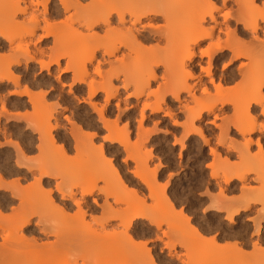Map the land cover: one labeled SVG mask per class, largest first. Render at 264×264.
<instances>
[{
	"label": "snow or ice",
	"instance_id": "obj_1",
	"mask_svg": "<svg viewBox=\"0 0 264 264\" xmlns=\"http://www.w3.org/2000/svg\"><path fill=\"white\" fill-rule=\"evenodd\" d=\"M99 2L113 9L141 8L149 10V13L142 16L138 22L127 11L124 13V24L129 29V36H134L141 28V25H145V36H147L148 31L159 33L161 36L160 47L170 50L171 56L168 64L162 65L159 69L163 75L159 76L157 81L150 84L142 93L137 92V85L135 84L121 83L124 80V74L121 71L119 75L112 78L116 85L114 94L101 91V95L96 97L97 100L103 99V104L100 107L95 104L92 105L89 110L90 119L83 117L85 110L83 108L80 109L81 119L79 123L83 124V128L80 129L79 138H93L91 141L93 144L92 159L89 163L87 174L94 178L95 187L89 191L86 182L82 178L73 177V187L69 189L73 193L71 198L74 203V208L70 210L71 212L79 208L85 199L89 203H95L96 200H99L105 206L106 212L110 209L121 212L126 211L124 202L116 197L109 195L107 199H104L102 196H96L97 192H104L107 186L105 166L107 165V168L114 170L119 165V157L115 158V165L105 156H101L99 159L96 158L104 148L102 141H109L110 139L109 131L111 126L114 124L119 127L122 124L121 114L127 111L124 103L117 102L118 100L135 104L136 98L139 96L140 103L143 104V110L137 107L136 111L141 122L143 118L155 110L159 112V115L154 117L155 119L159 120L163 116L166 118L165 123L172 121L176 124L177 129H185L190 122L186 117L189 116L192 109L198 107L201 101H215L218 105V98L224 92L237 91L242 88L246 93L255 91V75L251 71L252 66L249 60L246 57L235 55L234 52L238 45L252 44L257 41L260 55V100H252L248 106L252 112L259 113V119L252 118V142L253 145H257L256 134H259L258 147L260 153L264 154V112H260L259 108L255 107L257 103H259L260 107H264V0H99ZM80 4L83 8L92 6L91 0H80ZM116 15V12L112 13V24L116 23ZM177 15H179L182 22V28L177 33L179 45L173 49V36L170 28L174 17ZM64 22L62 19H57L56 24L62 25ZM133 24L135 27H133ZM237 25L242 26L244 31L239 33L234 43L232 40V29ZM79 27L80 31L83 32V26ZM108 30L107 25L100 23L96 26L95 33L103 41ZM140 39L145 40V44L149 43L145 37ZM12 43L14 46H22L23 38L14 40ZM16 50L19 51V48H16ZM101 52H104L103 47L97 49V56ZM230 53H232L231 58ZM104 55L107 56V52H104ZM129 55V48L121 45L114 54L111 68L107 62L102 66L96 65L94 62L88 65L85 62L87 75L84 79L79 80L78 83L89 87L100 83L104 79L105 72H110L113 69L120 70L121 59L127 63ZM37 62L43 65L40 57H37ZM69 63L70 60L67 56L59 61L61 72L67 74L63 79L59 74L52 79L50 78L52 73L49 72L41 77L40 81L34 83L31 80V73H28L25 75L24 81H21L13 92H7L3 86H0V93H3V99L0 100V126L4 122L11 123L15 120H24V116L12 109L14 101L8 99V97H15L16 95L26 97L30 95L29 87L35 88L38 85L41 89L49 91L52 89H55V92L63 91L65 94L63 103L66 107L60 111L58 118L65 122V130L70 128L73 125V120L69 119L70 110L76 111V104L73 102L70 85H75L77 79L75 75L76 69L66 66ZM55 64L56 61H53L51 65L52 72L56 70ZM166 66L175 67L176 79L174 83L178 82L183 85L177 101L179 108L177 104H172L173 111H166L163 107L159 109L153 107L158 92L169 97V103L172 102V92L167 91L163 87H158V85H163L167 80ZM37 75H39V72H37ZM65 81L68 82L65 83ZM9 87H11V84H9ZM144 97H148V103L144 102ZM48 99L52 100L53 97L48 96ZM185 100H187V105L184 104ZM79 103L87 104L88 100H81ZM105 106H110L108 112H105ZM9 109L12 110L9 111ZM59 109L60 106L56 105L54 110ZM116 109L120 110V114L115 111ZM226 111L230 114L232 113L231 108L226 109ZM93 112L96 114L92 115L91 113ZM128 115L131 116L132 113L129 112ZM213 115H215V112H213ZM55 119L52 116H48L39 128L32 123L27 124L28 131L36 132L40 138L41 147H43L46 138L58 139V133L55 132V128L59 126L55 124ZM210 123L214 126L210 132H206L205 135L197 131L195 135L200 137L199 143L207 146L205 147V152L211 150V155L215 156L216 146L220 145L224 139L225 130L235 135L239 129L231 123L228 117H224V122L222 123L221 115H215L214 119L210 118ZM24 127V124L20 125L21 134H23ZM101 129H103L102 132L100 131ZM98 132L100 133V138L95 139ZM189 134L185 131V136ZM177 136L180 137L179 131H177ZM247 136L248 132L243 133L242 139L246 141ZM76 139L77 137L74 136V142ZM130 139L138 143V133L133 131L130 134ZM6 140V137L0 136V143ZM26 141L27 137L25 141H22L25 144V150ZM174 143L176 147L168 154L166 162L169 164V171L172 173V176H169L168 179L172 180L173 187H176L173 178L185 167L184 162L187 153L181 151L183 138H177ZM77 152L78 146L75 150L70 149L65 155L74 158ZM256 152L257 147H251L250 152H248L249 157L251 158L252 154ZM232 159L237 160V157L233 156ZM124 163L129 164L131 167L133 164L132 158L126 155ZM20 167L27 166L21 164ZM192 167L194 168L195 164ZM206 167L209 171L204 173V177L212 174L214 165L209 161ZM29 170L33 171L37 177V179L32 180V183L38 184L40 173L34 167ZM13 175H16V173H13ZM204 177L196 173L194 176H189L187 182L182 183L183 192L177 188L176 197L180 198L181 201H189V209L195 210L194 213L189 211L185 216V219L188 220L187 231L177 230L173 232L170 230L169 226L172 223V219H161V212L156 207L154 195L146 194L142 201V211L134 217V219L143 223H138L137 230L132 233L121 229L123 236L119 241L118 250L126 259L97 262V264H176L175 261H169L163 257L152 259L153 245L167 250L171 247L172 242L175 241L177 243V251H181L193 233L200 236L202 240L210 242L216 250H235L249 258L259 257L258 260L248 259L243 264H264V196L259 200H249L246 203L237 199L224 200L219 198V189H213L211 192L204 191L207 183ZM7 179L11 182V177H7ZM56 179L60 180V177L57 176ZM181 180L183 181V176H181ZM30 186L24 184L21 187L28 188ZM163 187L167 189V183ZM52 191L54 193L60 192L61 185L58 184ZM167 195L171 196L172 193L169 191ZM94 196L95 199H91ZM176 197L173 199L175 200ZM169 204L171 205L172 202L169 201ZM171 211L178 214L185 213V209L181 208L180 203H175ZM241 213L246 214V216L241 215ZM192 216H194V219L190 218ZM246 218L248 222L241 226L240 220ZM92 223H95V219H93ZM254 224H257L261 229L258 247L254 242L257 236V232L253 228ZM234 233L238 234L234 235ZM249 234H251L252 240L248 239ZM217 237H222V239H217ZM165 255H167V252H165ZM0 264H13V262L0 261ZM14 264H29V262L17 261ZM193 264H241V262L232 260L195 261Z\"/></svg>",
	"mask_w": 264,
	"mask_h": 264
},
{
	"label": "rangeland",
	"instance_id": "obj_2",
	"mask_svg": "<svg viewBox=\"0 0 264 264\" xmlns=\"http://www.w3.org/2000/svg\"><path fill=\"white\" fill-rule=\"evenodd\" d=\"M72 14V13H71ZM56 20V19H55ZM54 20V21H55ZM57 21V20H56ZM55 21V22H56ZM75 26L76 25H74V28H72V30L73 29H78L77 27L75 28ZM66 29H69V31L71 30L70 28H65L64 30H66ZM80 30V29H79ZM69 31H64V33H66L67 32V34H68V32ZM75 31V30H74ZM76 32H77V30H76ZM69 32V36H70V33H72L71 34V36L70 37H73L72 35H74V34H76V35H78L77 37L80 39L81 37H85V33H83V35L84 36H82V34L81 35H79L80 33H81V31H80V33L79 32ZM62 33V35H61V37L63 36V32H61ZM39 34H40V32H39ZM64 35H66V34H64ZM76 35H75V38H77L76 37ZM98 35V34H97ZM59 36H60V34H59ZM68 36V37H69ZM81 36V37H80ZM60 37V38H61ZM64 38V37H63ZM74 38V37H73ZM77 38V39H78ZM99 38V37H98ZM106 38V37H105ZM110 39H112L111 37H109ZM65 39V38H64ZM82 39H84V38H82ZM85 40V39H84ZM83 40V41H84ZM99 40V39H98ZM101 40V39H100ZM98 41V42H100L99 44L100 45H97V48H101L102 46H103V48H108L109 46H107V44H109L111 41L110 40H108V39H104V41ZM107 40L108 41H110L109 43L107 42ZM77 41V40H76ZM86 41V40H85ZM88 41V40H87ZM64 42H66V41H64ZM71 42V41H70ZM77 42H81V44H82V41H81V39H80V41H77ZM77 42H75L74 41V43H76L77 44ZM94 42L96 43V41H95V39H94ZM94 42H92V43H94ZM156 42H158V43H156ZM52 43V39H51V37L50 38H48L47 40H46V42H44L43 44H39V45H37V47L39 48V49H41V50H43L44 49V51H46L45 53L46 54H48L49 56H50V58H49V56H47V55H45V56H43L42 58H41V60L43 61V63H47V62H49L48 60H51V58L53 59V58H55V57H57L58 56V54L60 53V54H62V53H64V54H67L66 56L67 57H69V60L70 61H72V62H70V64H72V65H74L73 63H78V64H76V65H80L79 63H81V62H83L82 60H84L83 59V56H81V54L83 55V50L82 49H78L79 48V46L77 47L76 46V44H75V46H76V48H74L73 49V52H72V49H71V45H70V48H69V46H68V44H67V46L68 47H65V49H64V47H62V49H63V51L61 50V48H59L60 50H58V48H56V49H54L51 53L48 51L50 48H51V44ZM89 43H91V41L89 42ZM91 43V46L92 45H95V46H92V47H95L96 48V44H92ZM83 45H85V44H83ZM7 46H9L8 44H6V48H4L3 50H1L0 51V55L1 56H3V55H5V53H7L8 52V48H7ZM82 46V45H81ZM81 46H80V48H81ZM86 46V45H85ZM90 46V44H88V47L90 48L91 47ZM99 46H101V47H99ZM104 46H107V47H104ZM145 49H148V50H145L144 48H143V51L142 52H149V50H150V52H156V53H154V55L153 54H151L150 52H149V54L150 55H153V56H155L156 54V60L158 59V61L160 62V63H162L163 65H167L168 63H167V61L169 62V60H168V58H167V55H170L171 56V51L169 52V50H166L168 53H166V51H165V49H157L158 50V52H157V50H156V48L157 47H160V42L159 41H150L149 43H147V44H143L142 45ZM176 46V45H175ZM174 44H173V49H174ZM10 47V46H9ZM154 47H155V50H153L154 49ZM66 48H68V49H66ZM82 48H84V46L82 47ZM85 48H87V47H85ZM96 48V49H97ZM176 48V47H175ZM32 49V48H31ZM75 49L77 50V51H75ZM94 49V48H93ZM137 49H140V48H137ZM136 49V52L135 53H137L138 52V50ZM6 50H7V52H6ZM24 50V49H23ZM22 50V51H23ZM79 50V51H78ZM83 52H82V51ZM85 50V49H84ZM145 50V51H144ZM163 50V51H162ZM29 51V50H28ZM88 51V50H87ZM90 51V50H89ZM141 51V49L139 50V54L141 53L140 52ZM160 51V52H159ZM24 52V51H23ZM48 52V53H47ZM80 52H81V54H80ZM86 52V51H85ZM21 53V52H20ZM19 53V54H20ZM51 55H50V54ZM79 55H78V54ZM86 53H88V52H86ZM166 54V55H164V54ZM3 54V55H2ZM89 54V53H88ZM88 54H84L85 56L86 55H88ZM138 54V53H137ZM143 53H141V55H142ZM147 54V53H146ZM21 55V54H20ZM135 54L133 53H131L129 56L130 57H128V60H127V62L128 63H126V65H124L125 63H124V60L123 59H121L122 61L120 62V63H124V64H121V67L122 68H124V66H128V70H129V72L131 73H133V70H135V71H137L138 72V75H139V72H140V70H142V69H140L139 71H138V69L136 70L134 67H135V65L136 64H138L137 62H141L140 60L139 61H137L138 60V56H136V59H135V56H134ZM23 56V55H22ZM59 56H61V55H59ZM62 56H64L65 57V55H63L62 54ZM133 56V57H132ZM162 56V57H161ZM170 56H168V57H170ZM24 57V56H23ZM88 57V56H87ZM87 57H85V59L87 58ZM132 57V58H131ZM142 57H145V56H142ZM150 57V56H149ZM161 57V58H160ZM165 57V58H164ZM98 60H101L100 58H101V56H100V54H99V56H97L96 57ZM130 58V59H129ZM139 58H140V56H139ZM147 58H148V56H147ZM151 58H152V56H151ZM164 58V59H163ZM141 59H143V58H141ZM170 59V58H169ZM9 60V59H8ZM73 60H74V62H73ZM112 58H110V61L112 62ZM144 60H145V58H144ZM153 60V59H152ZM152 60L150 59V61L152 62ZM166 60V62L164 63V61ZM6 61V60H5ZM45 61V62H44ZM147 61V60H146ZM157 61V62H158ZM163 61V62H162ZM3 62H4V60H3ZM2 62V63H3ZM23 62V61H22ZM21 62V65L17 68V72H21V71H23V69H25V66L26 65H24V63H22ZM85 62H87V60H85ZM85 62H83V63H85ZM111 62H109V63H107L108 64V66L110 67L111 65H112V63ZM149 62V61H148ZM6 63H8L7 61L5 62V63H3V65H5ZM93 63V62H92ZM91 63V64H92ZM94 63H96V62H94ZM111 63V64H110ZM104 64V63H103ZM102 63H101V65H99V66H102L103 65ZM141 64V63H140ZM143 64H145L144 62L142 63V65ZM28 65L32 68V71H31V68L30 67H28ZM88 65H90V64H88ZM139 65V64H138ZM142 65H141V67H142ZM147 65V64H146ZM146 65H144V66H146ZM150 64H148L147 65V67L149 66ZM67 66V65H66ZM68 66H70L69 64H68ZM81 66H85V64L84 65H81ZM81 66H73V67H77V72L76 73H79V71L80 70H82L81 68H79V67H81ZM151 66V65H150ZM149 66V67H150ZM162 65L160 64L159 65V67H157V68H155L154 69V74H155V80L154 81H152L151 82V84L152 83H155L156 81H157V78L159 77V76H162L163 75V73H161L160 71H159V69H160V67H161ZM112 67V66H111ZM110 67V68H111ZM136 67H137V65H136ZM140 67V66H139ZM171 68H173L172 66H170ZM169 67V68H170ZM26 68L27 69H29V71L30 72H27V74L28 73H31V80L35 83V82H38V81H40V79H41V77H43L45 74H46V71H44V70H39V68H38V65L37 64H34L33 65V63H28L27 64V66H26ZM80 70H79V69ZM121 68V69H122ZM127 68V67H126ZM130 68V69H129ZM143 68V67H142ZM166 69V72L168 71V76H167V80L165 81V83L163 84V85H159V87H163L164 89H166L167 91H169V92H172V93H175V91H176V86L174 85V84H176V85H178V83L176 82V83H174L173 81H175L174 80V78L176 79V77L174 76V77H172V74H173V71H171V72H169V68H167V67H165ZM170 68V70H172ZM55 69H56V67H55ZM59 69V70H58ZM60 69H61V67H60V65H59V68H57L56 70H55V72H52V68L50 69V72L51 73H53L52 74V76L50 77V78H52V79H54L55 78V76H56V74L58 75V73H59V71H60ZM76 69V68H75ZM85 68H83V70H84ZM133 69V70H132ZM144 69H146V68H144ZM143 69V70H144ZM115 70V69H114ZM114 70H113V72L111 71V74H110V72H109V74H108V72H106V73H104L105 75V77H108L109 75L111 76V75H114V74H116V73H118L119 72V74H120V71H117L116 72V70H115V73H114ZM123 70V69H122ZM132 70V71H131ZM58 71V72H57ZM87 71V70H86ZM145 71H147V70H145ZM37 72H39V75H37ZM57 72V73H56ZM81 72H83V71H80V73L79 74H81ZM85 72V71H84ZM122 72H124V71H122ZM128 72V73H129ZM142 72V71H141ZM140 72V73H141ZM25 73H26V71H25ZM114 73V74H113ZM127 73V72H126ZM135 73V75L137 74L136 72H134ZM20 74V76L21 77H23V79H22V81L24 80V75H27V74H23V75H21L22 73H19ZM79 74H78V76H79ZM83 74V73H82ZM81 74V75H82ZM86 74H87V72H86ZM106 74H108V76H106ZM144 74H145V72H144ZM144 74H142V75H144ZM147 74V73H146ZM145 74V75H146ZM59 75H61V74H59ZM67 74L66 73H64V74H62L61 75V78L63 79V77L64 76H66ZM77 75H76V77L77 78H79ZM104 77V78H105ZM103 80H105V79H103ZM103 80H102V82H103ZM107 80V79H106ZM68 81H65V83H67ZM26 83V82H25ZM101 83V82H100ZM169 83V84H168ZM171 83H174V84H171ZM113 84L115 85V83H114V81H113ZM180 85V84H179ZM168 88H167V87ZM4 88H5V91H7V92H12V91H14V90H16V88L14 87V86H12L11 85V87H9V84L7 85V84H5L4 86H3ZM14 87V88H13ZM62 87V86H61ZM86 87V85H78V84H75V85H70V89H71V92H72V96H73V102L76 104V111H71L70 110V115H69V119H71V120H73V125L70 127V128H72V129H70V128H68L67 130H65V127L63 126L64 124H65V122L64 121H62L61 119H59L58 117H59V115H60V111H62L65 107H66V105L63 103V100H64V93H63V91L61 90L60 92H55V89H52L51 91H49V90H46V89H41V88H39V86H37L36 88H33L32 89V87L30 88L29 87V89H30V91L29 92H31L30 94H32V93H34L33 95H31V96H33L32 98H34L35 96L34 95H36L37 97L38 96H41V94H43L42 96L43 97H40V98H43L44 99V101L46 102H44L45 104H46V106H45V104L44 105H42L43 104V102H42V106H45V107H43V109H44V111L41 109V107L39 108V109H36V111H31V110H33L32 108L34 107V109H35V106H32V105H30V103H28L27 102V99L26 98H23V99H19L20 101H18L16 98H14V97H8V99H10V100H13L14 102H13V104H12V109H15V111L17 112V113H20L21 115H27V116H29V118H27V117H25L24 116V120L23 121H21V120H15V121H12L11 123H9V122H4L3 123V125L2 126H0V136H3V137H6L7 138V140L6 141H4V142H2V143H0V178H2V180H3V182H2V186L4 185L5 186V188L7 189H1V191H0V199L2 200H0V204L2 205H5V209L3 210V211H1V216H3L1 219H0V226H2L3 227V229L2 230H12V228H11V226L13 225V223H12V225L10 224V221H8V218L10 217V215L13 213V210L15 211L16 209H17V207L19 206V200H10L9 202H6V199H4V197H7V196H10V194H9V192L11 191V190H14V189H17V190H19V189H23L21 186L22 185H24V184H30V183H32V180H33V178H35V179H37V177L34 175V173H33V171H31V170H29V168H33V166H34V168L36 169V171H38V172H40V175L42 174V173H46V174H49V175H51V179L49 180V187L48 188H50L51 190L52 189H54V188H56L57 187V184H62L61 185V190H62V192H64V191H66V192H64V193H66V194H70V193H72L71 191H69V189H71L72 187H73V177H77V178H82L84 181L85 180H87V181H85L86 182V186H87V188H89V187H93V185H95L94 183H95V180L91 177V176H89L88 174H87V169H88V166H89V163H90V161H91V159H92V151H93V144L92 145H90L89 144V142L90 141H92V137L89 139V137H88V140H87V138L85 139V138H79L78 136H79V134H78V136L76 135V133L74 132V130H76V132L77 133H79L80 132V129L81 128H83V124H81V123H79V121H80V119H81V116H80V109L81 108H83L85 111H84V113H83V117H87L88 119H90V115H89V110L91 109V105L90 104H80L79 103V101H81V100H85V99H87V95H88V92H87V87ZM181 87V86H180ZM172 88H174V89H172ZM179 88V87H178ZM177 88V89H178ZM28 89V90H29ZM77 89H79V91H77ZM180 89V88H179ZM174 90V91H173ZM244 90V89H243ZM242 90V91H243ZM180 91V90H179ZM242 91H235V93L237 92H240V95L238 96L237 95V93H236V96L238 97H236V98H234L233 100H234V102H233V100L232 99H229V101H230V104L229 105H225V106H220V103L217 105L216 104V102L215 101H212V102H205V101H201L200 103H201V105L198 107V108H202V107H204V108H202L203 110H204V112L203 111H201V109H198V108H196V110H200L201 112H202V114H203V119L200 121V122H196L195 123V127L196 128H201L202 129V133H204L205 135H206V132H210L211 130H212V128L214 127L211 123H210V118L211 119H214L215 118V115H221V118H222V123L224 122V117H228L229 119H230V121H231V123H233V124H240V125H238V126H243V124H244V126L243 127H245V122H249V119H251L252 117H254V118H256V119H259V113H257V112H252L251 110H248V113H246L247 111H245V109H244V107L246 106V102L248 101H250L252 98H254L255 96L254 95H256L257 94V92L256 91H248L247 93L245 92V90L242 92ZM81 92V93H80ZM53 93H55L54 95H53ZM159 93V92H158ZM156 94V100L157 99H160V97H158L159 95H162V97H161V100L163 99L164 101H161L160 100V103H162V105H161V107H163L166 111H173V109H172V104H177L175 101H173V98H171V103H169V97H166V96H164L163 94ZM180 93V92H179ZM235 93H234V91L231 93V92H224V93H222L221 94V96L218 98L219 100L221 99V100H223V98H226V99H228V97L230 96V98H231V96H235ZM234 94V95H233ZM239 94V93H238ZM101 95V93L100 94H97V96H100ZM48 96H52L53 97V99L52 100H49L48 99ZM180 96V95H179ZM80 98V99H79ZM194 98V97H193ZM3 99V93H0V100H2ZM36 99V98H35ZM139 99V100H138ZM138 99H136V103H137V107H139L140 109H141V106L143 105H141V103H140V97L138 98ZM144 99V102H146V103H148V97H144L143 98ZM39 100V99H38ZM41 100V99H40ZM39 100V101H40ZM155 100V101H156ZM16 101V102H15ZM35 101H37V100H35ZM42 101V100H41ZM119 101V100H118ZM138 101V102H137ZM34 102V101H33ZM93 102V103H92ZM95 102V103H94ZM120 102H123L124 103V105H125V107H126V109H127V111H125L123 114H121V120H122V124L119 126V127H117V126H115L114 124L112 125V127L110 128V130L112 131L111 133H110V131H109V135H110V139L109 140H117L116 138L118 137H120L118 140H124L123 142L124 143H126V142H129V143H126L127 144V147L125 148H123L122 147V145L120 146H118V144H113V143H109V141H102L103 143H104V148H103V150L100 152V154L96 157L97 159H99L100 157H101V155L102 156H105V157H107L108 158V160L113 164V165H115L116 164V157H119V165L117 166V168L115 167V169L113 170V169H111V168H107V165L105 166V168H106V175H107V181H106V189L104 190V192H97L96 193V196H102L104 199H107V195H111V196H114V197H116L117 199H118V197L119 198H123V197H126L128 200H130L129 198L130 197H132V195H134L135 193V195L133 196V198H131V200L133 199V202H134V204H135V206H136V204H137V207H136V209L138 208V207H140L139 209H135L134 208V211H132V213H135V212H139V210H141L142 211V201H143V198H144V196L146 195V194H150V195H153L152 194V192H154V197H155V204H156V207H157V209L161 212V219H172V224H170V230H172L173 232H175V231H177V230H184L185 229V227L187 226L186 224H184V223H182L181 221H183V220H181V217H180V215L178 214V213H175V212H171L170 211V207L171 206H169L170 204H169V201H171L172 202V207H174V204L175 203H180L181 204V208H183V209H185V213L184 214H181L182 216H184V215H187V213L189 212V211H191V212H193L194 213V209H189V207H188V204H189V201H187V200H184V201H181L180 200V198H178V197H176V192H177V188H179V190L181 191V192H183V188H182V183H185V182H187L188 181V179H189V176H194L196 173H199L200 175H201V177H204V173L205 172H208L209 170L207 169V167H206V165H207V163L209 162V161H211L213 164H214V166L215 165H217L216 167H214L215 169H217V171L218 172H215V169L213 168V172H215L216 173V176H214L215 174H210V175H208L207 177H204V179L207 181V183L205 184V187H204V191L205 192H211V191H213V189H220V192H219V198H221V199H224V200H232V199H237L238 201H240V202H244V203H246L247 201H249V200H259V199H261V197L262 196H264V185H263V183H264V175H262V173L264 174V165H263V163L260 161V158L261 157H259L258 158V156H257V158L259 159V161H258V159L256 158L255 159V157L252 159V157L251 158H249V155H248V152H250V149H251V147H253V146H256L257 147V145H253V143L248 147V149L246 150V152L245 151H243V150H245L244 149V140L242 139V137L241 136H239V135H232L231 133H227V136L228 137H226V136H224V139L221 141V145H217L216 146V157L214 156H212L211 155V151L209 150L208 152H205V147H207V146H205V145H202L201 143H199V141H200V138L198 137V136H195V135H191V136H186L185 137V139H184V129L182 130V129H177V126L176 125H173V122L172 121H168L167 123H165V119L166 118H163V116H161L160 117V119L159 120H157V119H155L154 117H156V116H158L159 115V113H155V114H149V115H147L145 118H144V122L142 121L141 123H139L140 122V120H139V117H138V115H137V111H136V109H137V107H135L134 108V106H136V103H135V105L132 103L131 104V102H129V101H120ZM127 102V103H126ZM158 101H156V102H154V103H157ZM231 102H233V104L231 105ZM25 104L24 106H20L19 104ZM38 103V102H37ZM36 103V104H37ZM48 103V104H47ZM57 103H58V105L60 106V109L59 110H54L55 109V106L57 105ZM91 103L92 104H95L97 107H100V105L102 106V104H103V99H100V100H97L96 99V97L95 98H93L92 100H91ZM165 103V104H164ZM237 103H239V104H237ZM184 104L186 105L187 104V100L186 101H184ZM213 104L215 105L214 107H213V111H212V113H206L205 112V109L206 108H208V107H210V105H212L213 106ZM235 104V105H234ZM28 105V106H27ZM53 105V106H52ZM132 105V106H131ZM240 105H241V107H240ZM30 106H32V107H30ZM131 108H130V107ZM154 106V105H153ZM220 106V107H219ZM236 106H239L238 108L236 107ZM243 106V107H242ZM36 107H39V105H37ZM47 107V108H46ZM90 107V108H89ZM108 107V108H107ZM106 108H105V112H108L109 110H110V106H107ZM129 109H128V108ZM132 107H133V109H132ZM177 107L179 108V104H177ZM234 107V108H233ZM235 107H236V109H235ZM170 110H169V109ZM229 108H233L232 109V113L230 114L228 111H226V109H229ZM241 108V109H240ZM246 108V107H245ZM256 108H259V111L261 112L262 111V109L264 108V107H260V105H258V106H256ZM12 109H9L10 111L12 110ZM45 109H47V110H45ZM52 109V110H51ZM239 109V110H238ZM38 110V111H37ZM42 110V111H41ZM196 110H194L193 109V112L194 113H196L197 111ZM234 110H237V111H235L234 112ZM241 110L243 111V112H241ZM116 112H118V114H120V111H119V109H116L115 110ZM39 112H41V113H39ZM42 112H44L43 114L44 115H42ZM51 112V113H50ZM129 112L130 113H132V115L131 116H129L128 114H129ZM213 112H215V115H213ZM31 113V114H30ZM45 113H47V114H51V116L52 117H56V119H55V124H57V125H59V127H57V128H55V132L56 133H58V139H55V140H50V139H48V138H46L45 140H44V143H43V147H41L40 145H41V142H40V139H39V137L37 136V134H36V132H29L28 131V129H27V123H28V121H27V119H31L30 118V115H32L31 117H34L35 119L37 118V117H39V118H37L36 120L38 121V125L37 124H35V122H31L32 120H30V122L29 123H33V125L35 124V126H38V128L40 127V125H42L43 124V122H44V118L46 119V117L47 116H49V115H47V114H45ZM191 113H192V111H191ZM206 113V114H205ZM249 113H251V116H249ZM92 115H95L96 113H91ZM125 114V115H124ZM208 114V115H207ZM212 114V115H211ZM39 115V116H38ZM47 115V116H46ZM189 115H193V114H189ZM41 116V117H40ZM45 116V117H44ZM125 117H127V119H125ZM189 117V116H188ZM188 117H186V119H188ZM251 117V118H250ZM39 119L41 120L42 119V121H39ZM58 119V120H57ZM246 119H248V120H246ZM206 120V121H205ZM57 121V122H56ZM139 121V122H138ZM154 121V122H153ZM24 122V123H23ZM41 122H42V124H41ZM244 122V123H243ZM156 123V124H155ZM243 123V124H242ZM21 124H24L25 125V127H24V129H23V134H21V128H20V125ZM139 124H140V126H142V127H140L139 126ZM152 124H154V125H152ZM175 124V123H174ZM249 124L250 125H252V119L250 120V122H249ZM247 125L246 124V126H250V125ZM163 125V126H162ZM198 125V126H197ZM155 126V127H154ZM63 128V129H62ZM73 128H74V130H73ZM143 128V129H142ZM2 129H3V131H2ZM57 129V130H56ZM59 129V130H58ZM70 129V130H69ZM173 129H176V130H173ZM73 130V132L75 133V136H77L78 137V139H76V140H78V141H76L75 143H74V140H73V137L71 136V132L70 131H72ZM139 130V131H138ZM143 132V134L142 133H140L141 131ZM101 132L103 131V129H101L100 130ZM114 131V132H113ZM127 131V132H126ZM133 131H135L136 133H140L139 135L142 137L141 139H142V141H141V139H140V136L138 135V143L136 144L134 141H132L131 139H130V134L133 132ZM166 131V132H165ZM168 131V132H167ZM177 131H179L180 132V134L182 133V131H183V133L181 134V135H183V137L180 135V137H178L177 136ZM226 132H227V130L225 131V134H226ZM65 133V134H64ZM123 134H125V136L124 137H121ZM72 135H74V134H72ZM119 135H121V136H119ZM71 136V137H70ZM27 137V141H26V149L27 150H25V144L24 143H22V141H25V138ZM100 138V133L98 132L97 134H96V137H95V139H99ZM121 138H123V139H121ZM177 138H183V143H182V145H183V147L181 148V151L182 152H185V153H187V157H186V160H185V167L183 168V169H181V171L179 172V173H177L176 175H175V177L173 178L174 179V181H175V185H176V187H173V181L172 180H169L168 178H169V176H172L171 174V172L169 171V164L166 162V159H167V156H168V154H170L174 149H175V147H176V145H175V143H174V141L177 139ZM226 138V139H225ZM248 138H251V140H252V135H250V137H248ZM79 139H80V141H79ZM140 139V140H139ZM209 139H211V138H209ZM9 140V141H8ZM87 140V141H86ZM256 140L259 142V140H260V137H259V134H256ZM53 141V142H52ZM83 141V142H82ZM140 141V142H139ZM226 141V142H225ZM15 142V143H14ZM78 142V143H77ZM87 142V143H86ZM131 142V143H130ZM18 143V144H17ZM39 143V144H38ZM49 143H50V145H49ZM86 144L85 146L83 145V144ZM133 143H134V145H133ZM225 143V144H224ZM16 144V145H15ZM75 144H77L78 145V148H80V149H78V154L74 157V158H72V157H70V156H68V155H65V153H68L69 152V150L71 149V150H75V148L74 147H76L77 145H75ZM126 144L124 145L123 144V146H126ZM132 144V145H131ZM138 144H139V146H138ZM223 144V145H222ZM19 147H18V146ZM46 145H47V147H46ZM49 145V146H48ZM117 145V146H116ZM128 145H131V146H128ZM55 146L57 147H59L60 149H62V150H60V151H58L59 149H55ZM90 146V147H89ZM137 149V151H134V150H131V149H135L134 147ZM139 148H138V147ZM128 147H131L130 149L128 148ZM230 147V148H229ZM10 148V149H9ZM17 148L21 151V153H20V151L19 150H17ZM243 148V149H242ZM15 149V150H14ZM64 149V150H63ZM85 149V150H84ZM124 149H127V150H124ZM242 149V150H241ZM42 150H44V151H42ZM45 150H46V152H45ZM51 150H52V152H51ZM80 150H83V151H81L80 152ZM88 150V151H87ZM130 150V151H129ZM38 151V152H37ZM41 151V152H40ZM125 151H129L128 153L127 152H125ZM132 151V152H131ZM17 152V153H16ZM88 152V153H87ZM108 152V153H107ZM131 152V153H130ZM219 152V153H218ZM240 152V153H239ZM24 153V154H23ZM42 153V154H41ZM63 153V154H62ZM125 153H127V156H129L130 155V157L132 158V161H133V164H132V166L130 167L129 166V164H126V163H124V160H125V156H126V154ZM136 153V154H135ZM257 153H259V151H258V148H257V152L256 153H253V155H255V154H257ZM36 154H38V155H36ZM51 154V155H50ZM15 155V156H14ZM19 155H23V157H24V159L25 160H23V158L21 157V159L18 157L17 158V156H19ZM44 155V156H43ZM50 155V156H49ZM63 155V156H62ZM117 155V156H116ZM219 155V156H218ZM257 155H259V154H257ZM48 156V161L50 162L49 164H48V168H47V166L45 165V164H47V163H45V162H48L47 161V159L45 160V157H47ZM79 156V157H78ZM87 156V157H86ZM233 156H236L237 157V160H233L232 159V157ZM241 156V157H240ZM248 156V157H247ZM256 156V155H255ZM260 156V155H259ZM86 157V158H85ZM246 159H245V158ZM37 158H40V159H37ZM85 158V159H84ZM91 158V159H90ZM124 158V159H123ZM215 158H216V161H215ZM221 159V160H217V159ZM239 158L240 159H245V161L248 159H250V160H252V162H253V164H252V162L251 161H246V162H244V161H242V160H239ZM33 161H32V160ZM34 159L36 160V161H39L40 162V164H38L39 162H35L34 161ZM87 159V160H86ZM111 159V160H110ZM27 160V161H26ZM29 160H31V162L29 161ZM90 160V161H89ZM137 160V161H136ZM257 160V161H256ZM29 161V162H28ZM136 163H138V164H136ZM255 161V162H254ZM263 161H264V158H263ZM20 162H22V164H24V165H26L27 167H20L19 169H18V167L20 166V164L19 163ZM88 162V163H87ZM215 162L217 163V164H215ZM219 162H220V166H219ZM240 162V163H239ZM262 164H261V163ZM17 163V164H16ZM34 163V164H33ZM36 163V164H35ZM244 163H246V164H244ZM251 165H250V164ZM257 163V164H256ZM33 164V165H32ZM88 164V165H87ZM193 164H195V167L193 168L192 167V165ZM17 165H18V167H17ZM37 165V166H36ZM54 165V166H53ZM256 165V166H255ZM258 165V166H257ZM263 165V166H262ZM39 166V167H38ZM43 166V167H42ZM46 166V168H44ZM51 166H53V167H51ZM134 166L138 169V167L140 166V168H139V170L141 171H139L140 173H141V175L142 176H144V173H145V177H146V179H144V178H142V179H140V177H142L140 174L139 175H135V174H133V173H135V169L136 168H134ZM219 166V169L217 168ZM249 166H254V170H257L258 169V167H259V169H258V171L257 172H260V170L262 171V172H260V174L258 173V178L260 179V178H262L263 179V183H261L262 185H260V180L257 178V176H256V174L255 173H257V172H255L254 170H253V168H251V167H249ZM14 167V168H13ZM44 168V169H43ZM53 168H55V171L56 172H53L52 170H53ZM46 169V170H45ZM49 169V170H48ZM137 169H136V171H137ZM249 171H248V170ZM251 169V170H250ZM28 170V171H27ZM45 170V171H44ZM5 171V172H4ZM14 171V172H13ZM43 171V172H42ZM47 171V172H46ZM246 171H248V173L246 172ZM50 172H51V174H50ZM116 172V173H115ZM139 172H137V174L139 173ZM212 172V173H213ZM13 173H16V175H13ZM21 173H22V175H21ZM53 173H55V174H53ZM58 173V174H57ZM153 173H155V174H153ZM219 173V174H218ZM247 173V174H246ZM23 174H24V176H23ZM133 174V175H132ZM221 174V175H220ZM233 174H238V175H240V174H242L243 176H245L241 181H233V182H230L229 184H226L225 183V177H228V176H230V175H233ZM253 174H254V176L257 178H255L254 176H253ZM18 175V176H17ZM217 175H219V176H217ZM57 176H59L60 177V180H57L56 179V177ZM84 176V177H83ZM89 176V177H88ZM114 176V177H113ZM139 176V177H138ZM181 176H183V181L181 180ZM222 176V177H221ZM7 177H11V181L12 182H10L8 179H7ZM119 177V178H118ZM219 177V178H218ZM249 177H251V179H249ZM31 178V179H30ZM122 178V179H121ZM149 178V179H148ZM89 179V180H88ZM142 181L143 179L144 180H146V182L145 183H147V181H148V183L150 184V187H151V189H148L149 188V185H147V184H145L143 181L141 182L140 180ZM148 179V180H147ZM254 179V180H253ZM15 180V181H14ZM123 180V181H122ZM222 180V181H221ZM224 180V181H223ZM8 181V184H6L5 182H7ZM17 181L18 182H20L19 184L17 183ZM15 182V183H14ZM28 182V183H27ZM56 182V183H55ZM59 182V183H58ZM61 182H63V183H61ZM223 182V183H222ZM12 183H14V185L12 184ZM44 184H45V181L43 182ZM42 183V188L45 190L46 189V185H44ZM120 183H122V184H120ZM142 183H144V184H142ZM156 183V184H155ZM165 183H167V189H165L164 187H163V185L165 184ZM259 183V184H258ZM10 184V185H9ZM18 184V185H17ZM90 184H92V185H90ZM153 184V185H152ZM160 184V185H159ZM219 184V185H218ZM226 184V185H225ZM30 185H33V184H30ZM160 187L159 189H157L158 187ZM19 186V187H18ZM34 186V185H33ZM28 187V189L30 188L31 190H32V192H33V195H32V193H31V191H30V193H31V198L29 199V201H30V203L32 202L33 204H35V206L37 207L38 206V210H40L41 209V212L40 213H43V211L44 210H46L45 212H44V215H46V217L48 216H50L49 218H52V220H54L56 223H58V225H62V224H64L65 226H71V224L72 225H77L78 223H80V221L81 220H83L82 222H85V223H88V225L89 224H91L92 223V221H93V219H95V223H92L90 226L91 227H94V225L98 222H102V221H105V220H107L109 217L111 218L113 215H112V213H110L109 212V210L106 212L105 211V206L104 205H102L101 203H100V201L99 200H97V202L99 203V205H101V206H104V207H102V208H98L96 211H95V213L94 212H90V211H88V209H86L85 210V215H83V214H81V212H79L77 209H75V211L74 212H71L70 210L71 209H73L74 208V206H72L71 205V202H68L69 203V205H70V208H69V210L66 212V217L64 216L63 218H61V214L59 213V211H57L56 209H50V208H48V207H46L45 205H46V203H43V207H42V203L40 202V197H39V200H36V199H38V198H36V199H33L34 198V196H36L37 194H38V192L37 191H35V190H38V188H36L35 186L34 187ZM260 186V187H259ZM18 187V188H17ZM45 187V188H44ZM155 189H154V188ZM36 188V189H35ZM163 188H164V190H163ZM254 188V189H253ZM255 188H259V191H258V189H255ZM25 189V188H24ZM34 189V190H33ZM64 189V190H63ZM4 190V191H3ZM43 190V191H44ZM148 190H150V191H148ZM158 190H162L163 192H164V194L162 193V192H160V191H158ZM255 190V191H254ZM262 190V191H261ZM69 191V192H68ZM131 191H135V193H133V192H131ZM171 192L172 193V195L171 196H169V195H167V193L168 192ZM35 192H37V193H35ZM68 192V193H67ZM222 192V194H220ZM262 193V195L261 194H259V193ZM6 193V194H5ZM29 193V194H30ZM54 193V192H53ZM107 193V194H106ZM133 193V194H132ZM155 193H157V194H155ZM257 193H258V195H257ZM36 194V195H35ZM54 194H56V193H54ZM132 194V195H131ZM162 194H163V197H162ZM215 194V193H214ZM72 195H73V193H72ZM159 195V196H158ZM221 195H225L224 197L223 196H221ZM255 195V196H254ZM261 195V196H260ZM30 196V195H29ZM38 196V195H37ZM36 196V197H37ZM40 196V195H39ZM105 196H107V197H105ZM122 196V197H121ZM130 196V197H129ZM260 196V197H259ZM33 197V198H32ZM136 199H135V198ZM161 197V198H160ZM165 197V198H164ZM174 197H176V199L174 200L173 198ZM258 197V198H257ZM95 199V196L94 197H92L91 199ZM126 198H124V200L126 199ZM167 198V199H166ZM8 199V198H7ZM42 199V198H41ZM135 199V200H134ZM166 199V200H165ZM32 200V201H31ZM121 200V199H120ZM124 200H122V201H124ZM127 200V201H128ZM13 203H12V202ZM18 201V202H17ZM38 201H39V204H38ZM43 201V200H42ZM126 201V202H127ZM4 202H5V204H4ZM35 202H37V203H35ZM133 202L131 201H129V204H131V206L132 207H134L133 206ZM136 202V203H135ZM158 202V203H157ZM160 202V203H159ZM168 202V203H167ZM166 203V204H165ZM16 204H18V205H16ZM32 204V205H33ZM37 204V205H36ZM45 204V205H44ZM139 204V205H138ZM164 204V205H163ZM2 205V206H3ZM56 205L57 206H59L58 205V200H57V203H56ZM11 206L13 207V209L11 208ZM34 206V205H33ZM35 206H34V208H35ZM56 206V207H57ZM127 206V204L125 203L124 204V207H126ZM169 206V207H168ZM129 207V206H128ZM132 207H130V209L132 208ZM58 208V207H57ZM161 208V209H160ZM164 208V209H163ZM48 209V210H47ZM103 209V210H102ZM12 210V211H11ZM35 210V209H34ZM43 210V211H42ZM102 210V211H101ZM136 210V211H135ZM35 211H37V210H35ZM49 211H51V212H49ZM78 211V212H77ZM87 211V212H86ZM166 211L169 213H166ZM5 212V213H4ZM38 212V211H37ZM171 212V213H170ZM49 213V214H48ZM50 213H53L52 215L50 214ZM79 213V214H78ZM3 214V215H2ZM58 214H59V216H58ZM69 216H68V215ZM74 214V215H73ZM126 214H128V213H125V217H126ZM7 215V217H5L4 218V216H6ZM56 215H57V217H56ZM78 215V216H77ZM82 215V216H81ZM217 215H219L218 213H217ZM241 215H245L246 216V214H244V213H241ZM63 216V215H62ZM129 215H127V217H128ZM70 217V218H69ZM73 217H75V219L73 218ZM80 217H82V218H80ZM125 217H123L124 219H125ZM71 218H73V220H70ZM80 218V219H79ZM106 218V219H105ZM190 218H193L194 219V216H192V217H190ZM34 219H36V218H34ZM61 219V220H60ZM180 220V221H179ZM6 221V222H5ZM36 222V220H33L32 219V222ZM61 221H63V222H61ZM76 221V222H75ZM73 222V223H72ZM248 222V219L246 218V219H242V220H240V225L241 226H243L244 224H246ZM3 223V224H2ZM6 223V224H5ZM75 223V224H74ZM138 223H140V224H142L143 222L142 221H138ZM182 223V224H181ZM8 224H10V225H8ZM94 224V225H93ZM110 225L109 226H106V229L103 231V232H106L107 231V233L108 232H112L113 230H117V232H119L120 231V229H119V231H118V229L116 228L115 229V224H117V223H115L114 224V222L113 223H109ZM184 224V225H183ZM57 225V226H58ZM63 225V226H64ZM174 225V226H173ZM180 225V226H179ZM186 225V226H185ZM9 226V229L7 228ZM111 226V227H110ZM184 226V227H183ZM1 227V228H2ZM4 227H5V229H4ZM13 227V226H12ZM58 227H60V226H58ZM96 228H98L97 226H95L94 227V229H96ZM173 228V229H172ZM176 228V229H175ZM184 228V229H183ZM253 228H254V230L256 231V232H258L257 231V224H254L253 225ZM98 230H99V228H98ZM112 230V231H111ZM137 230V225H136V227H135V229L133 230V232H135ZM175 230V231H174ZM188 229H187V227H186V229L184 230V231H187ZM113 232H116V231H113ZM260 232H261V229L259 228V232L257 233V236H256V238H255V243L257 244V247L259 246V238H260ZM236 234H238V233H234V235H236ZM214 235H215V233H214ZM190 236H193V234H191ZM190 238V237H189ZM118 239V238H117ZM122 239V237L120 238V240ZM217 239H222V237H217ZM248 239L249 240H252V237H251V234H249V236H248ZM119 239H118V241H120ZM73 241L71 240L70 242H69V244H71ZM116 242V241H115ZM174 242V243H173ZM172 242V246H174V251L172 250V248L169 250V249H167V250H165V249H160V248H158V246L157 245H153V247H152V253H153V256H152V259H160L159 257H163L164 259H166L167 258V260H170V261H174L175 259H173V258H168V256L167 255H165V252H167V254H168V252H170L171 251V253L172 254H176L177 256H181L182 258H180V260H176L175 262H176V264H185V262H186V264H187V261H186V253H189V255H190V251H192L194 248H197L196 250L198 251V249H199V252L201 253V254H199L198 255V258H197V261H205V260H207V261H211V259H215V261H223V260H232V261H235L236 260V258H237V261L238 260H240L239 262H241V264H243V262H246L248 259H259L258 258V256L257 257H253V258H249V257H246V256H244V255H241L240 253H238V252H234V251H232V250H224V251H219V250H214V247L211 245L210 246V249H209V246L205 243H201V244H198V245H196L197 247H194V245L192 246V248L190 247H188V249L186 250H184V249H182L181 251H177V243L175 242V241H173ZM226 242H228V241H226ZM74 243V242H73ZM73 243L71 244V245H73ZM117 244H119L118 242H116ZM115 243V244H116ZM109 244V246L108 247H110V244H113V245H115L113 242L112 243H108ZM115 245L116 247V249H118L117 247H118V245ZM105 246H106V243L104 244ZM70 246V245H69ZM112 246V245H111ZM101 247H103V246H101ZM208 247V250L206 249ZM69 248V250H68V255H66V257H65V259L66 258H69V260L68 261H73V259H74V261H75V255H80L79 253H77V252H75L74 250H75V246L73 245V248L74 249H72V246H71V248L70 247H68ZM67 248V249H68ZM100 248V247H99ZM103 249V250H102ZM101 250L100 249H98V250H100L99 252L97 251V250H95L96 252H97V254L99 255V257L101 256V254H102V256L104 257L103 258V260H105L106 259V257L107 256H104V254L105 255H109L110 253L109 252H111L112 251V248H109V249H107V247L106 248H102ZM111 249V250H110ZM115 249V250H116ZM154 249V250H153ZM212 249V250H211ZM73 250V251H72ZM206 250H207V253H206ZM211 250V251H210ZM69 251H71L70 253L72 254V255H70V253H69ZM76 251H78V249L76 250ZM94 251V252H95ZM114 251V250H113ZM113 251H112V253H113ZM215 251V252H214ZM227 251V252H226ZM231 251V252H230ZM79 252V251H78ZM115 252V251H114ZM185 252V253H184ZM205 252V253H204ZM74 253H76L75 255H74ZM108 253V254H107ZM111 253V254H112ZM116 253H117V251H116ZM116 253H115V255H116ZM211 253V254H210ZM233 253V254H232ZM45 254V255H44ZM49 253H47V252H43V255L42 256H46V255H48ZM94 254H96V253H91L90 252V254H88V252H87V255H85V253H83V255L82 256H84L83 258L86 260V262L88 261V264L89 263H91V262H89V261H92L94 258H96V256H94ZM96 254V255H97ZM174 254V255H175ZM182 254V255H181ZM236 254V255H235ZM238 254V255H237ZM97 255V256H98ZM209 255H210V257H209ZM87 256L88 257H90V258H87ZM119 256V257H118ZM204 256V257H203ZM240 256H242V257H240ZM113 257H115V256H113ZM117 261H120V260H124V259H126V257L125 256H123V255H121L120 254V252H119V250H118V253H117ZM166 257V258H165ZM200 257V258H199ZM240 257V258H239ZM82 258V261L84 260ZM101 258V257H100ZM99 258V259H100ZM209 258V259H208ZM217 258V259H216ZM90 259V260H89ZM214 259H213V261H214ZM233 259H235V260H233ZM67 260V259H66ZM81 259H79V257H78V259H76V261H79L78 263H80V262H82V261H80ZM102 260V261H103ZM116 260V259H115ZM183 260H184V262H183ZM94 261V260H93ZM101 261V262H102ZM85 262V261H84ZM189 264V263H188Z\"/></svg>",
	"mask_w": 264,
	"mask_h": 264
},
{
	"label": "bare ground",
	"instance_id": "obj_3",
	"mask_svg": "<svg viewBox=\"0 0 264 264\" xmlns=\"http://www.w3.org/2000/svg\"><path fill=\"white\" fill-rule=\"evenodd\" d=\"M91 3H92V6L91 7H88V8H83V7H81V4H80V0H0V51L1 50H3L4 48H6V44H8L9 46H7V50H8V52H7V50H6V52L7 53H5V55H3V56H1L0 55V86H4L5 84H11L12 86H14L15 88H16V86L18 85V84H20V82L22 81V79H23V77H21L20 76V74L19 73H22L21 75H23V74H27V72H30L29 71V69L31 68L29 65H28V67H30L29 69H27L26 68V66H27V64L28 63H33V65L34 64H37L38 65V68H39V70L41 71V70H44V71H46V73H49L50 72V69L52 68L51 67V65H52V62L53 61H56V64H55V67H56V69L57 68H59V61H60V59H62L64 56H62V54L63 55H67V54H64L65 52L63 51V49H62V47H64V49H65V47H68L69 46V48H70V45H71V49H72V52H73V49L74 48H76V46L78 47L79 46V48L78 49H82L81 51L83 52V55L81 54V52H80V54H81V56H83V59L84 60H82L83 62H85V60H87V64H90L91 65V63L92 62H96L95 64L96 65H101V63L103 64V63H105V62H107V63H109V62H111L110 61V58H114V54H115V52H116V50L121 46V45H125V46H127L128 48H129V53L131 54H135L134 56H135V59H136V56H140V58H139V56L137 57L138 58V60L137 61H141V62H137L138 64H136L137 65V67H136V65H135V69L137 70L138 69V71L140 70V69H142V70H140V72H139V75H138V72L137 71H135V70H133V73L131 72H129V70H128V66H124V68H122V69H120V70H116V72L117 71H124L123 72V74H124V80L123 81H121V83H132V84H135V85H137V92L138 93H142L146 88H148L149 86H150V84H151V82L152 81H154L155 80V74H154V69L155 68H157V67H159V65L161 64V65H163L162 63H160L159 61H158V59L156 60V55L155 56H153L154 55V53H156L155 51L154 52H150V50H149V52L151 53V54H153V55H150L149 54V52H146L145 50H148V49H145L142 45L143 44H145V40H143V39H140L141 37H145V39L148 41V42H150V41H159L160 42V39H161V36L159 35V33H156V32H152V31H148V34H147V36H145V29H146V26L145 25H141V28L135 33V35L134 36H129V29L127 28V27H125V24H124V13L127 11L129 14H130V16L131 17H134L135 18V20L138 22L140 19H141V17L142 16H145V15H147L148 13H149V10H146V9H141V8H137V9H132V8H128V9H113V8H111V7H108V6H106V5H104V4H102V3H100L99 2V0H91ZM113 12H116V23L115 24H112L111 23V19H112V13ZM72 13V14H71ZM57 19H62V20H64L65 22L62 24V25H57L56 24V20ZM55 20V21H54ZM100 23H104L105 25H107L108 26V32H107V35L105 36L106 38H104L105 40L106 39H108V40H110V41H108L107 40V42L109 43V44H107V46H109L110 44V46L108 47V48H104V52H107V56H105L104 55V52H101L100 53V56H101V60H98L96 57H97V45H100L99 43L100 42H98L99 40H100V38H98L99 36L95 33V28H96V26L98 25V24H100ZM74 25H76L75 26V28L77 27L78 29H73L72 30V28H74ZM79 26H83V28H84V31H83V33H85V37H81L80 39H81V41H82V44H81V42L79 43V42H77V41H80V39L77 37L78 35H76V34H74V35H72L73 37H70L71 36V34L72 33H70V36L68 35L69 34V32H76V30H77V32H79L80 33V27ZM133 27H135V25L133 24ZM65 28H70L71 30L69 31V29H66V30H64ZM181 28H182V22H181V20H180V17H179V15H177V16H175L174 17V20H173V23H172V26H171V28H170V31H171V33H172V36H173V40H172V44H174V46L175 47H178V45H179V41H178V39H177V33H179L180 31H181ZM75 30V31H74ZM64 31H69L68 32V34H67V32L66 33H64ZM241 31H244V29L242 28V26H239V25H237V26H234L233 27V29H232V40H233V42L235 43V41H236V37L239 35V33L241 32ZM39 32H40V34H39ZM61 32H63L64 34H66V35H64L63 34V36L61 37V35H62V33ZM76 32V33H77ZM83 33L81 32L79 35H81L82 34V36H84L83 35ZM59 34H60V36H59ZM75 35H76V37L78 38H75ZM69 36V37H68ZM51 37V39H52V45H51V48L48 50L50 53L54 50V49H56V48H58V50H60L59 48H61V50L64 52V53H62V54H58V56L57 57H55V58H51V60H48L49 62H47V63H43V65L41 64V63H39V62H37V57H43V56H45V55H47V56H49L48 54H46L45 52L46 51H44V49L43 50H41V49H39L38 47H37V45H39V44H43L44 42H46V40L48 39V38H50ZM61 37V38H60ZM65 39H64V38ZM109 37H111L112 39H110ZM21 38H23V44H22V46L21 45H16V46H14L13 45V41L14 40H17V39H21ZM82 38H84V39H82ZM94 39H95V41H96V43L94 42ZM99 39V40H98ZM241 39H243V37H241ZM77 40V41H76ZM84 40V41H83ZM88 40V41H87ZM64 41H66V42H64ZM71 41V42H70ZM74 41L75 42H77V44L76 43H74ZM91 41V43L92 42H94V43H92V44H96V48L95 47H92V46H95V45H92L91 46V43H89ZM101 41V40H100ZM104 41V40H103ZM70 45H69V44ZM156 43H158V42H156ZM67 44H68V46H67ZM75 44H76V46H75ZM83 44H85V45H83ZM88 44H90V48L88 47ZM82 45V46H81ZM80 46H81V48H80ZM84 46V48H82ZM107 46H104V47H107ZM74 47V48H73ZM85 47H87V48H85ZM99 47H101V46H99ZM103 47V46H102ZM174 47V48H175ZM16 48H19V51H17L16 50ZM32 48V49H31ZM94 48V49H93ZM137 48H140L141 49V53H143L142 55H141V53L139 54V50L140 49H137ZM143 48L145 49L144 51L145 52H142L143 51ZM161 47H157L156 48V50L157 49H160ZM258 48H259V43H258V41L257 42H254V43H252V44H244V45H238L236 48H235V52H234V54L235 55H237V56H241V57H246L248 60H249V63H250V65L252 66V68H251V71H253V73H254V75H255V80H254V88H255V91L257 92V94L256 95H254L255 97L254 98H252L250 101H252V100H255V101H259L260 100V96H259V84H260V81H259V65H260V55H259V51H258ZM24 49V50H23ZM66 49H68V48H66ZM77 49V48H76ZM75 49V51H77ZM85 49V50H84ZM136 49L138 50V54L137 53H135L136 52ZM162 49V48H161ZM24 52H23V51ZM29 50V51H28ZM60 50V51H61ZM88 50V51H87ZM90 50V51H89ZM153 50H155V47H154V49ZM167 49H165V51H166ZM79 51V50H78ZM88 52V53H86V52ZM135 51V52H134ZM163 51V50H162ZM21 52V53H20ZM157 52H158V50H157ZM160 52V51H159ZM169 52H170V50H169ZM21 55H20V54ZM48 53V52H47ZM49 53V54H50ZM147 53V54H146ZM166 53H168L167 51H166ZM78 54V53H77ZM84 54H88V55H84ZM164 54V53H163ZM24 57H23V56ZM51 55V54H50ZM59 55H61V56H59ZM79 55V54H78ZM164 55H166V54H164ZM222 55V54H221ZM231 55H232V53H230V58H231ZM88 56V57H87ZM142 56H145V57H142ZM147 56H148V58H147ZM150 56V57H149ZM151 56H152V58H151ZM168 56H170V55H167V58H168V60H169V58L170 57H168ZM85 57H87L86 59H85ZM128 57H130V56H128ZM133 57V56H132ZM131 57V58H132ZM162 57V56H161ZM160 57V58H161ZM40 58V59H41ZM49 58H50V56H49ZM94 58H95V60H94ZM141 58H143V59H141ZM144 58H145V60H144ZM165 58V57H164ZM163 58V59H164ZM9 59V60H8ZM130 59V58H129ZM150 59L152 60V62L150 61ZM3 60H4V62H3ZM8 62V63H6L5 65H3V63H5L6 61ZM147 60V61H146ZM23 61V62H22ZM122 61V60H121ZM120 61V62H121ZM149 61V62H148ZM158 61V62H157ZM3 62V63H2ZM21 62L22 63H24V65H26L25 66V69H23V71H21V72H17V68L21 65ZM45 62V61H44ZM70 62H72V61H70ZM73 62H74V60H73ZM83 62H81V63H79L80 65H76V64H78V63H73L74 65H72V64H70L69 63V67H73V66H81V65H84L85 63H83ZM123 62V61H122ZM145 63V64H143L142 65V63ZM163 62V61H162ZM166 62V60L164 61V63ZM112 63V62H111ZM110 63V64H111ZM125 63V62H124ZM124 63H121V64H124ZM128 63V62H127ZM141 63V64H140ZM167 63H168V61H167ZM148 64H150L148 67H147V65ZM124 65H126V63L124 64ZM141 65H142V67H141ZM144 65H146V66H144ZM166 65V64H165ZM68 66V65H67ZM112 66V65H111ZM110 66V67H111ZM140 66V67H139ZM77 67H74V68H76V72H77ZM127 67V68H126ZM167 68H169L170 66H166ZM173 68H171L172 70H170V68L168 69L169 70V72H171V71H173V74H172V77H176V71H175V67L174 66H172ZM79 68H81L82 70H80ZM78 69L80 70V71H83V72H81V74H79L80 73V71H79V73H76L75 72V75H77L78 76V74H79V78H77L76 77V79H77V83L76 84H78V85H81V84H79L78 83V81L79 80H82V79H84V77L87 75L86 74V70H87V68L85 67V66H81V67H79ZM83 68H85L84 70H83ZM144 68H146V69H144ZM130 69V68H129ZM144 69V70H143ZM166 69V68H165ZM59 70V69H58ZM114 70V69H113ZM113 70H112V72H113ZM115 70H114V73H115ZM131 70V71H132ZM145 70H147V71H145ZM25 71H26V73H25ZM31 71H32V68H31ZM85 71V72H84ZM166 71V70H165ZM237 71H238V69H237ZM58 72V71H57ZM56 72V73H57ZM127 72V73H126ZM129 72V73H128ZM134 72H136L137 74L135 75V73ZM144 72H145V74H144ZM106 73V72H105ZM113 73V74H114ZM172 73V72H171ZM53 74V73H52ZM58 74H64V73H62L61 72V69H60V71H59V73ZM108 74H109V72H108ZM108 74H106V76H108ZM110 74H111V71H110ZM142 74H144V75H142ZM167 74H169L168 73V71H167ZM57 75V74H56ZM105 75V74H104ZM117 75H119V72L118 73H116V74H114V75H109L108 77H105L104 79L105 80H103V82L101 81V83H98V84H95L94 86H91V87H89V86H87L86 85V87H87V92H88V95H87V100H88V104H90L91 105V107H92V103H91V100L93 99V98H95V97H97V94H100L101 93V91H103V92H106V93H108V94H114V92H115V88H116V85H114L113 84V77H115V76H117ZM25 76V75H24ZM107 79V80H106ZM174 80H175V78H174ZM24 81V80H23ZM26 82V81H25ZM174 82V81H173ZM27 83V82H26ZM178 83V82H177ZM169 84V83H168ZM171 84H174V83H171ZM83 85V84H82ZM176 87V91H175V93H172V97L171 98H173V101H175L176 103H177V101H178V99H179V95H180V89L183 87V85L182 84H180L179 85V83H178V85H176V84H174ZM38 86V85H37ZM181 86V87H180ZM198 86V85H197ZM13 87V88H14ZM85 87V88H86ZM158 87H159V85H158ZM167 87V86H166ZM180 89H179V88ZM31 88V87H30ZM36 88V87H35ZM40 88V87H39ZM168 88V87H167ZM178 88V89H177ZM33 89V88H32ZM172 89H174V88H172ZM71 90V89H70ZM175 90V89H174ZM173 90V91H174ZM243 90V88L242 89H240L239 91H242ZM15 91V90H14ZM28 91H30V89L28 90ZM238 91V90H237ZM244 91V90H243ZM242 91V92H243ZM13 92V91H12ZM233 92V91H232ZM231 92V93H232ZM31 93V92H30ZM81 93V92H80ZM234 93H235V91H234ZM237 93V92H236ZM236 93H235V96L233 97V96H231V98H230V96L228 97V99H226V98H223V100H219V103H220V106H225V105H229L230 104V101H229V99H234V98H236L237 96H236ZM239 93V94H238ZM237 93V95L239 96L240 95V92H238ZM34 93H32V94H30V95H28V96H22V95H16L14 98H16L18 101H20L19 99H23V98H26L27 99V102L28 103H30V105H32V106H35V109H34V107L32 108L33 110H31V111H36V109H39L40 107H41V109L44 111V109H43V107H45L46 106V102L44 101V99L43 98H40V97H43L44 95L43 94H41V96H36V95H34L35 97L34 98H32L33 96H31V95H33ZM158 94H160V93H158ZM43 95V96H42ZM73 95V94H72ZM234 95V94H233ZM10 97H13V96H10ZM158 97H160V99H155L156 101H158L157 103H153V107L155 108V109H159V108H161V105H162V103H160V100H161V97H162V95H159ZM36 98V99H35ZM139 98V96L136 98V99H138ZM238 98V97H237ZM40 101H39V100ZM80 99V98H79ZM35 100H37V101H35ZM139 100V99H138ZM34 101V102H33ZM156 101H154V102H156ZM161 101H164L163 99L161 100ZM186 101V100H185ZM250 101L248 102H246V108L244 107V109H245V111H247L246 113H248V110H251L250 108H249V103H250ZM16 102V101H15ZM38 102V103H37ZM42 102H43V104H42ZM45 102V103H44ZM117 102H120V101H117ZM138 102V101H137ZM233 102H234V100H233ZM233 102H231V105L233 104ZM37 103V104H36ZM95 103V102H94ZM127 103V102H126ZM136 103V102H135ZM146 103V102H145ZM44 105L45 104V106H42V105ZM48 104V103H47ZM87 104V105H88ZM132 104V103H131ZM165 104V103H164ZM200 105H201V103H199ZM237 104H239V103H237ZM21 107L22 106H24L22 103L21 104H19ZM37 105H39V107H36ZM57 105H58V103H57ZM135 105V104H134ZM142 105V104H141ZM187 105V104H186ZM200 105H198V107L200 106ZM235 105V104H234ZM259 105V103H257L256 105H255V107L256 106H258ZM28 106V105H27ZM32 106H30V107H32ZM53 106V105H52ZM89 106V105H88ZM101 106V105H100ZM132 106V105H131ZM215 105L213 104V106L212 105H210V107H208V108H206L205 109V112L206 113H212V111H213V107H214ZM219 106V107H220ZM107 106H105V108H106ZM130 107V106H129ZM135 107H137V103H136V106H134V108ZM190 107V106H189ZM197 107V108H198ZM237 108L239 107V106H236ZM236 107H235V109H236ZM240 107H241V105H240ZM243 107V106H242ZM47 108V107H46ZM90 108V107H89ZM108 108V107H107ZM128 108V107H127ZM131 108V107H130ZM202 108H204V107H202ZM202 108H198V109H201V111H203L204 112V110L202 109ZM234 108V107H233ZM232 108V109H233ZM129 109V108H128ZM132 109H133V107H132ZM169 109V108H168ZM241 109V108H240ZM41 110V111H42ZM45 110H47V109H45ZM52 110V109H51ZM141 110H143V105L141 106ZM170 110V109H169ZM194 110H196V109H194ZM239 110V109H238ZM10 111V110H9ZM38 111V110H37ZM120 111V110H119ZM171 111V110H170ZM192 111V113L190 112L189 114H193V115H189V117H188V119L190 120V122H189V124H188V126L184 129V132L185 131H187L188 133H190L189 135H187V136H191V135H195V132H197V131H199V132H201L202 133V129L201 128H196L194 125H195V123L197 122H200L202 119H203V114H202V112L199 110H196L197 112L196 113H194L193 112V109L191 110ZM235 111H237V110H234V112ZM241 112H243L242 110H241ZM261 112H264V108L262 109V111ZM39 113H41V112H39ZM44 112H42V115H44L43 114ZM51 113V112H50ZM118 113V112H117ZM155 113H159L158 111H152L151 112V114H155ZM205 113V114H206ZM236 113V112H235ZM31 114V113H30ZM45 114H47V113H45ZM207 114V115H208ZM47 115H49V116H51V114H47ZM46 115V116H47ZM125 115V114H124ZM212 115V114H211ZM23 116V115H22ZM25 116V115H24ZM32 115H30V118L31 119H27V121H28V123L30 122V120H32L31 122H35V124H37L38 125V121L36 120L37 118H39V117H37L36 119L34 118V117H31ZM39 116V115H38ZM249 116H251V115H249ZM25 117H27V118H29V116H25ZM41 117V116H40ZM45 117V116H44ZM48 117V116H47ZM46 117V118H47ZM148 117V116H147ZM56 118V117H55ZM163 118H165V117H163ZM194 118V119H193ZM251 118V117H250ZM253 118V117H252ZM251 118V119H252ZM251 119H249V122H250V120ZM44 120H45V118H44ZM58 120V119H57ZM139 120H140V118H139ZM143 120H144V118H143ZM246 120H248V119H246ZM17 121V120H16ZM21 121H23V120H21ZM39 121H42V119L40 120L39 119ZM206 121V120H205ZM57 122V121H56ZM139 122V121H138ZM144 122V121H143ZM154 122V121H153ZM249 122L247 123V122H245L247 125L249 124ZM24 123V122H23ZM27 123V124H28ZM139 123H141V120H140V122ZM244 123V122H243ZM242 123V124H243ZM33 124V123H32ZM34 124V125H35ZM41 124H42V122H41ZM74 124V123H73ZM156 124V123H155ZM246 124H245V127H243L244 126V124H243V126H238V125H240V124H234L239 130L238 131H236V135H239V136H243V133H245V132H248V136H247V140L245 141L244 140V149L245 150H243V151H245L246 152V150L248 149V147L253 143L252 142V140H251V138H248V137H250V135H252V132H251V127H252V125H250V126H246ZM57 125V124H56ZM152 125H154V124H152ZM173 125H176V124H174L173 123ZM41 126V125H40ZM59 126V125H58ZM64 126V125H63ZM139 126H140V124H139ZM198 126V125H197ZM37 128H38V126H36ZM112 127V126H111ZM140 127H142V126H140ZM155 127V126H154ZM57 128V127H56ZM63 129V128H62ZM70 129H72V128H70ZM69 129V130H70ZM143 129V128H142ZM57 130V129H56ZM59 130V129H58ZM73 130H74V128H73ZM73 130L72 131H70L71 132V136L73 137V136H75V133H76V135L78 136V134L79 133H77L76 132V130H74V132H73ZM183 130V129H182ZM2 131H3V129H2ZM139 131V130H138ZM141 131V130H140ZM226 131V130H225ZM4 132V131H3ZM112 131L110 130V133H111ZM114 132V131H113ZM127 132V131H126ZM166 132V131H165ZM168 132V131H167ZM140 133H142L143 134V132L141 131ZM140 133H138V135L140 134ZM182 133H183V131H182ZM181 133V134H182ZM227 133H228V131L226 132V134H225V136L226 137H228L227 136ZM65 134V133H64ZM72 134H74V135H72ZM180 134V135H181ZM70 136V137H71ZM76 136V137H77ZM119 136H121V135H119ZM125 136V134H123L121 137H124ZM140 136V135H139ZM142 136V135H141ZM140 136V139L142 138ZM182 137H183V135H181ZM195 136H197V135H195ZM79 137V136H78ZM78 137H77V139H78ZM185 133H184V139H185ZM199 137V136H198ZM260 137V136H259ZM87 138V140H88V137H86ZM85 138V139H86ZM91 137H89V139H90ZM120 138V137H119ZM118 137L116 138L117 140H109V143H113V144H118V146L120 145H122V147L124 148H126L127 147V144L126 143H129V142H126V143H124L123 141L124 140H118L119 139ZM200 138V137H199ZM40 139V138H39ZM48 139H50V138H48ZM121 139H123V138H121ZM139 139V140H140ZM226 139V138H225ZM50 140H53V139H50ZM83 140V139H82ZM86 140V141H87ZM9 141V140H8ZM76 141H78V140H75V142ZM79 141H80V139H79ZM141 141H142V139H141ZM257 141V140H256ZM41 142V141H40ZM53 142V141H52ZM74 142V143H75ZM83 142V141H82ZM140 142V141H139ZM226 142V141H225ZM15 143V142H14ZM78 143V142H77ZM87 143V142H86ZM131 143V142H130ZM136 143V142H135ZM18 144V143H17ZM39 144V143H38ZM83 144V143H82ZM89 144L90 145H92V143H91V141L89 142ZM123 144L125 145L126 144V146H123ZM137 144V143H136ZM225 144V143H224ZM16 145V144H15ZM49 145H50V143H49ZM48 145V146H49ZM75 145H77V144H75ZM84 146L86 145V144H83ZM132 145V144H131ZM131 145H128V146H131ZM133 145H134V143H133ZM221 145V144H220ZM223 145V144H222ZM18 146V145H17ZM51 146V145H50ZM78 146V145H77ZM77 146L76 147H74L75 149H77ZM117 146V145H116ZM138 146H139V144H138ZM137 146V147H138ZM19 147V146H18ZM46 147H47V145H46ZM58 147V146H57ZM56 146H55V149L57 148ZM90 147V146H89ZM134 147V146H133ZM182 147H183V145H182ZM44 148V147H43ZM129 149L131 148V147H128ZM135 148V147H134ZM139 148V147H138ZM230 148V147H229ZM257 148H258V151H259V147H258V141H257ZM10 149V148H9ZM57 149H59L58 151H60V150H62V149H60L59 147L57 148ZM78 149H80V148H78ZM243 149V148H242ZM241 149V150H242ZM15 150V149H14ZM17 150H19L18 148H17ZM27 150V149H26ZM64 150V149H63ZM85 150V149H84ZM124 150H127V149H124ZM131 150H134V151H137V149L135 148V149H131ZM217 150V149H216ZM20 151V150H19ZM42 151H44V150H42ZM81 151H83V150H80V152ZM88 151V150H87ZM130 151V150H129ZM128 151V152H129ZM211 151V150H210ZM38 152V151H37ZM41 152V151H40ZM45 152H46V150H45ZM51 152H52V150H51ZM125 152H127V151H125ZM127 152V153H128ZM132 152V151H131ZM130 152V153H131ZM17 153V152H16ZM20 153H21V151H20ZM88 153V152H87ZM108 153V152H107ZM127 153H125L126 155H127ZM217 153V152H216ZM219 153V152H218ZM240 153V152H239ZM24 154V153H23ZM42 154V153H41ZM63 154V153H62ZM77 154H78V152H77ZM136 154V153H135ZM257 154H259V155H257ZM257 154H255V155H253L252 154V159L255 157V159L257 158V156H258V158L259 157H261L260 158V161L263 163V165H264V161H263V158H264V154H261L260 153V151H259V153H257ZM51 155V154H50ZM49 155V156H50ZM15 156V155H14ZM23 158V160H25L24 159V157H23V155H19V156H17V158L19 157L20 159H21V157ZM44 156V155H43ZM63 156V155H62ZM102 156V155H101ZM117 156V155H116ZM130 156V155H129ZM217 156V155H216ZM215 156V157H216ZM219 156V155H218ZM254 156V157H253ZM79 157V156H78ZM87 157V156H86ZM85 157V158H86ZM92 157V156H91ZM214 157V156H213ZM241 157V156H240ZM248 157V156H247ZM84 158V159H85ZM133 158V157H132ZM217 158V157H216ZM216 158H215V161H216ZM245 158V157H244ZM250 158V157H249ZM257 158V159H258ZM37 159H40V158H37ZM47 159V161H48V156L47 157H45V160ZM91 159V158H90ZM124 159V158H123ZM246 159V158H245ZM245 159H240L239 158V160H242V161H244V162H246V161H251L252 162V160H246L245 161ZM32 160V159H31ZM31 160H29L30 162H31ZM87 160V159H86ZM111 160V159H110ZM217 160H221L220 158L219 159H217ZM27 161V160H26ZM28 161V162H29ZM33 161V160H32ZM34 161L37 163V162H39V161H36L35 159H34ZM90 161V160H89ZM137 161V160H136ZM257 161V160H256ZM258 161H259V159H258ZM135 162V161H134ZM255 162V161H254ZM260 162V163H261ZM19 163V162H18ZM35 163V164H36ZM45 163H47V164H45L46 166H47V168H48V164L50 163L49 161L48 162H45ZM88 163V162H87ZM136 163V162H135ZM240 163V162H239ZM261 163V164H262ZM17 164V163H16ZM20 165L22 164V162H20L19 163ZM34 164V163H33ZM32 164V165H33ZM38 164H40V162L38 163ZM136 164H138V163H136ZM215 164H217L216 162H215ZM244 164H246V163H244ZM250 164V163H249ZM252 164H253V162H252ZM257 164V163H256ZM88 165V164H87ZM214 165V164H213ZM218 165V164H217ZM217 165H215L214 167H216ZM251 165V164H250ZM262 165V166H263ZM35 166V165H34ZM33 166V167H34ZM37 166V165H36ZM46 166L44 167V168H46ZM54 166V165H53ZM53 166H51V167H53ZM219 166H220V162H219ZM219 166L217 167L218 169H219ZM256 166V165H255ZM258 166V165H257ZM17 167H18V165H17ZM39 167V166H38ZM43 167V166H42ZM137 167V166H136ZM135 166H134V168H136ZM221 167V166H220ZM249 167H251V166H249ZM260 167V166H259ZM259 167H258V169H259ZM264 167V166H263ZM14 168V167H13ZM20 168V166L18 167V169ZM32 168V167H31ZM43 168V169H44ZM117 168V167H116ZM139 168H140V166L138 167V169H137V171H136V169H135V173H133V174H135V175H141V171L139 170ZM251 168H253V170H254V166H252ZM30 169V168H29ZM215 169V168H214ZM258 169L257 170H254L255 172H257L258 171ZM46 170V169H45ZM44 170V171H45ZM49 170V169H48ZM248 170V169H247ZM251 170V169H250ZM28 171V170H27ZM53 172H56L55 171V168H53V170H52ZM140 171V172H139ZM249 171V170H248ZM248 171H246L247 173H248ZM263 171V170H262ZM261 170H260V172H262ZM5 172V171H4ZM14 172V171H13ZM43 172V171H42ZM47 172V171H46ZM137 172H139L138 174H137ZM213 172V171H212ZM215 172H218L217 171V169H215ZM215 172H213L212 174H215L214 176H216V173ZM260 172H257V173H255L256 174V176H257V178H258V173L260 174ZM264 172V171H263ZM40 173V172H39ZM116 173V172H115ZM246 173V174H247ZM50 174H51V172H50ZM53 174H55V173H53ZM58 174V173H57ZM132 174V175H133ZM153 174H155V173H153ZM219 174V173H218ZM143 175V174H142ZM141 175V176H142ZM172 175V174H171ZM221 175V174H220ZM262 175H264L263 173H262ZM18 176V175H17ZM23 176H24V174H23ZM217 176H219V175H217ZM253 176H254V174H253ZM84 177V176H83ZM89 177V176H88ZM114 177V176H113ZM139 177V176H138ZM147 177V176H146ZM146 177H145V173H144V176H142V177H140V179H142V178H144V179H146ZM222 177V176H221ZM245 176H243L242 174H240V175H238V174H233V175H230V176H228V177H225V183L226 184H229L230 182H233V181H241L243 178H244ZM255 177V176H254ZM119 178V177H118ZM219 178V177H218ZM256 178V177H255ZM256 178V179H257ZM51 179V175H49V174H46V173H42L40 176H39V178H38V184H33V183H30V184H33L36 188H38V190H35V191H37L38 192V196L36 197V196H34V198L33 199H36V198H38V199H36V200H39V197H40V202L42 203V207H43V203H46V207H48V208H50V209H56L57 211H59V213L61 214V218H63L65 215H66V212L69 210V208H70V205H69V203L68 202H71V205L72 206H74V203H73V200H72V193H70V194H66V193H64V192H66V191H64V192H62V190L60 191V192H57L56 194H54L53 193V189L51 190L50 188H48L49 187V180ZM94 179V178H93ZM122 179V178H121ZM139 179V180H140ZM142 180L144 183L146 182V180ZM149 179V178H148ZM147 179V180H148ZM259 179V178H258ZM261 179V180H260ZM259 180V182H260V185H262L261 183H263L262 181H263V179L262 178H260ZM33 180H35V178H33ZM89 180V179H88ZM254 180V179H253ZM15 181V180H14ZM45 181V184L43 183ZM85 181H87V180H85ZM123 181V180H122ZM141 181V180H140ZM141 181V182H142ZM222 181V180H221ZM224 181V180H223ZM2 182H3V180H2V178H0V191H1V189H6L5 188V186L3 185L2 186ZM12 182V181H11ZM4 183V182H3ZM6 184H8V181L7 182H5ZM15 183V182H14ZM14 183H12L13 185H14ZM17 183L19 184L20 182H18L17 181ZM28 183V182H27ZM42 183L44 184V185H46V189L44 190L43 188H42ZM56 183V182H55ZM59 183V182H58ZM61 183H63V182H61ZM144 183H142V184H144ZM223 183V182H222ZM17 184V185H18ZM29 184V185H30ZM95 184V183H94ZM120 184H122V183H120ZM145 184H147V185H149V188L148 189H151V187H150V184L148 183V181H147V183H145ZM144 184V185H145ZM156 184V183H155ZM225 184V185H226ZM259 184V183H258ZM10 185V184H9ZM33 185H31L30 186V188L33 186ZM58 185V184H57ZM60 185H62V184H60ZM90 185H92V184H90ZM153 185V184H152ZM160 185V184H159ZM219 185V184H218ZM263 185H264V183H263ZM262 185V186H263ZM33 186V187H34ZM63 186V185H62ZM157 186V185H156ZM19 187V186H18ZM17 187V188H18ZM95 187V185H93V187H89L88 188V190L89 191H91L92 190V188H94ZM158 187V186H157ZM260 187V186H259ZM28 189V188H23L22 190L21 189H19V190H17V189H14V190H11L10 192H9V194H10V196H7V197H4V199H6V202H9L10 200H19V206L17 207V209L14 211L13 210V213L10 215V217L8 218V221H10V224L12 225V223H13V227L11 226V228H12V230L10 229V230H2L3 229V227L2 226H0V261H8V262H13V264H14V262H17V261H25V262H29V264H88V261L86 262V260L83 258L84 256H82L83 255V253H85V255H87V252H88V254H90V252L91 253H96L97 254V252L95 251V250H97L98 252L102 249V248H106L107 247V249H109V248H112V251H113V253H112V251L111 252H109L110 254L109 255H105L104 254V256H107L106 257V259L105 260H103V256H102V254H101V258L99 257V255L97 256L96 254H94V256H96V258H94L92 261H89V262H91V263H89V264H97V262H101L102 260V262H104V261H117V258L119 257H117V253H118V249H116L115 247V245L117 244L116 242H118L119 243V241H118V239L120 240V238L123 236V233H122V231H121V229H123V231H126V232H129V233H132L133 232V230L135 229V227H136V225L138 224V221L136 220V219H134V217L137 215V214H139L140 212H141V210H139V212L137 211V212H135V213H132V211H134V208L136 209V207H137V204H136V206H135V204H134V202H133V199L131 200V198H133V196L136 194L135 193V191H131V192H133V193H135L134 195H132V197H130L129 199L130 200H128L126 197H123V198H119L118 197V199L120 200L121 199V201L122 200H124V198H126L123 202H124V204L126 203L127 204V206L125 207V209H126V211H124V212H121V211H118V210H109V212L110 213H112V217L110 218H108L107 220H105V221H102V222H97L95 225H94V227L95 226H97L98 228H99V230H98V228H96V229H94V227H91L92 225V223L91 224H89L88 225V223H85V222H82L83 220H81L80 221V223H78L77 225L75 224V225H72L71 224V226L69 225H67V226H65L64 224H62V225H58V223H56L54 220H52V218H49L48 216L46 217V215H44V212L46 211V210H42L43 211V213H40L41 212V209L40 210H38L37 208H38V206L36 207L35 206V204H33L32 202L30 203V201H29V199L31 198V193H32V195H33V192H32V188L31 189ZM35 188V189H36ZM45 188V187H44ZM154 188V187H153ZM160 187H158L157 189H159ZM155 189V188H154ZM161 189V188H160ZM254 189V188H253ZM255 189H258V191H259V188H255ZM3 190V191H4ZM7 190V189H6ZM5 190V191H6ZM34 190V189H33ZM44 190V191H43ZM64 190V189H63ZM163 190H164V188H163ZM220 190V189H219ZM30 191H31V193H30ZM148 191H150V190H148ZM158 191H160V190H158ZM255 191V190H254ZM262 191V190H261ZM2 192V191H1ZM37 192H35V193H37ZM69 192V191H68ZM67 192V193H68ZM160 192H162L163 194H164V192L161 190ZM264 192V191H263ZM30 193V194H29ZM6 194V193H5ZM107 194V193H106ZM152 194L154 195V192H152ZM155 194H157V193H155ZM163 194H162V197H163ZM220 194H222V192L220 193ZM259 194H261L262 195V193L260 192ZM30 195V196H29ZM40 195V196H39ZM257 195H258V193H257ZM260 195V196H261ZM107 196H109V195H107ZM107 196H105V197H107ZM159 196V195H158ZM221 196H223V195H221ZM225 196V195H224ZM223 196V197H224ZM255 196V195H254ZM259 196V197H260ZM122 197V196H121ZM8 198V199H7ZM42 198V199H41ZM135 198V197H134ZM161 198V197H160ZM165 198V197H164ZM258 198V197H257ZM94 199V198H93ZM136 199V198H135ZM134 199V200H135ZM167 199V198H166ZM165 199V200H166ZM225 199V198H224ZM1 200V199H0ZM43 200V201H42ZM57 200H58V205L59 206H57L56 205V203H57ZM128 200V201H127ZM2 201V200H1ZM32 201V200H31ZM127 201V202H126ZM129 201L131 202H133V206L134 207H132L131 206V204H129ZM12 202V201H11ZM1 203V202H0ZM13 203V202H12ZM35 203H37V202H35ZM136 203V202H135ZM158 203V202H157ZM160 203V202H159ZM168 203V202H167ZM4 204H5V202H4ZM35 206V208H34V206ZM38 204H39V201H38ZM166 204V203H165ZM3 205V204H2ZM1 204H0V217L2 218L3 216H1V211H3L5 208V205H3L2 206ZM16 205H18V204H16ZM37 205V204H36ZM103 205V204H102ZM139 205V204H138ZM164 205V204H163ZM58 208H57V207ZM129 206V207H128ZM169 206H171L170 207V211H171V208H172V205H169ZM168 206V207H169ZM102 207H104V206H101V205H99V203L97 202V200H96V202L95 203H89L88 202V200L87 199H85V200H83L82 201V203H81V206L79 207V208H77V210L79 211V212H81V214H83V215H85L86 213H85V210L86 209H88V211H90V212H94L95 213V211L98 209V208H102ZM130 207H132L131 209H130ZM11 208L13 209V207L11 206ZM86 208V209H85ZM140 207H138L137 209H139ZM3 209V210H2ZM37 210V211H35V210ZM136 209V210H137ZM141 209V208H140ZM161 209V208H160ZM164 209V208H163ZM48 210V209H47ZM103 210V209H102ZM101 210V211H102ZM135 210V211H136ZM12 211V210H11ZM40 211V212H39ZM77 211V212H78ZM49 212H51V211H49ZM87 212V211H86ZM172 212V211H171ZM170 212V213H171ZM5 213V212H4ZM46 213V212H45ZM125 213H128V214H126V217H125ZM166 213H168L167 211H166ZM49 214V213H48ZM51 215L53 214V213H50ZM79 214V213H78ZM169 214V213H168ZM3 215V214H2ZM63 215V216H62ZM68 215V214H67ZM74 215V214H73ZM127 215H129L128 217H127ZM180 215V217H181V220H183V221H181L182 223H184V224H186L185 226L187 227V229H188V220L187 219H185V216L186 215H184V216H182L181 214H179ZM58 216H59V214H58ZM69 216V215H68ZM78 216V215H77ZM82 216V215H81ZM5 217H7V215L6 216H4V218ZM56 217H57V215H56ZM66 217V216H65ZM123 217H125V219L123 218ZM0 218V219H1ZM34 218H36V219H34ZM70 218V217H69ZM74 219H75V217H73ZM73 218H71L70 220H73ZM80 218H82V217H80ZM79 218V219H80ZM32 219L33 220H36V222H32ZM77 219V218H76ZM75 219V220H76ZM106 219V218H105ZM61 220V219H60ZM180 221V220H179ZM6 222V221H5ZM61 222H63V221H61ZM76 222V221H75ZM114 222V224L115 223H117V224H115L114 226H115V229L117 228L118 229V231H119V229H120V231L119 232H117V230H113V231H116V232H113L112 230V232H108L107 233V231L106 232H103L105 229H106V226H109L110 224L109 223H113ZM73 223V222H72ZM181 223V224H182ZM3 224V223H2ZM6 224V223H5ZM10 224H8V225H10ZM172 224V223H171ZM183 224V225H184ZM1 225V224H0ZM60 226V227H58V226ZM64 225V226H63ZM91 225V226H90ZM174 226V225H173ZM180 226V225H179ZM2 227V228H1ZM111 227V226H110ZM184 227V226H183ZM186 227H185V229H186ZM8 229H9V226L7 227ZM4 229H5V227H4ZM173 229V228H172ZM176 229V228H175ZM184 229V228H183ZM184 229V230H185ZM257 231L259 232V226L257 225ZM183 230V231H184ZM175 231V230H174ZM257 232V233H258ZM6 238V239H5ZM118 238V239H117ZM73 241L72 243H73V245L75 246V252H77V253H79L80 255H75L76 253H74V255H75V261H74V259H73V261L71 260V261H68L69 260V258H66L65 259V257H66V255H68V250H69V248L68 247H70L71 248V246H72V249H74L73 248V245H71V244H69V242L70 241ZM116 241V242H115ZM116 243L115 245H113V244H110V247H108L109 246V244L108 243ZM106 243V246L104 245ZM174 243V242H173ZM207 244L208 246H209V249H210V246L212 245L210 242H206L205 240H202L201 238H200V236H197L196 234H194L193 233V236H190V238L187 240V243L185 244V246L183 247V249L185 250H187L188 249V247L190 248H192V246L194 245V247H197L196 245H198V244ZM203 244V245H204ZM70 245V246H69ZM112 245V246H111ZM118 245V244H117ZM101 246H103V247H101ZM213 246V245H212ZM100 247V248H99ZM68 248V249H67ZM118 248V247H117ZM171 248H172V250L174 251L175 249H174V246H172L171 245ZM171 248H169V250L171 249ZM78 249V251H76ZM98 249H100V250H98ZM116 249V250H115ZM197 248H194L192 251H190V255H189V253H186V261H187V264L189 263V264H193V262H195V261H197V258H198V255L199 254H201L200 252H199V249H198V251L196 250ZM207 250H208V247L206 248ZM103 250V249H102ZM111 250V249H110ZM154 250V249H153ZM207 250H206V253H207ZM212 250V249H211ZM210 250V251H211ZM215 250V249H214ZM73 251V250H72ZM95 251V252H94ZM116 251H117V253H116ZM168 251V250H167ZM209 251V250H208ZM232 251H234V252H236L235 250H232ZM43 252L45 253V252H47V253H49L48 255H46L45 257L44 256H42L43 255ZM71 251H69V253H70ZM215 252V251H214ZM227 252V251H226ZM231 252V251H230ZM112 253V254H111ZM115 253H116V255H115ZM185 253V252H184ZM205 253V252H204ZM108 254V253H107ZM175 254V253H174ZM174 254H172L171 253V251L170 252H168V254H167V256H168V258H173V259H175L174 261H176V260H180V258H182L181 256H177L176 254L174 255ZM211 254V253H210ZM233 254V253H232ZM45 255V254H44ZM70 255H72L71 253H70ZM182 255V254H181ZM236 255V254H235ZM238 255V254H237ZM113 256H115V257H113ZM78 257H79V259H81L80 261H82V258L84 259L82 262H80V263H78L79 261H76V259H78ZM204 257V256H203ZM209 257H210V255H209ZM240 257H242V256H240ZM239 257V258H240ZM87 258H90V257H88L87 256ZM100 258V259H99ZM159 258H161V257H159ZM166 258V257H165ZM200 258V257H199ZM238 258V257H237ZM237 258H236V260L235 259H233V260H235V261H237ZM259 258V257H258ZM71 259V258H70ZM116 259V260H115ZM167 259V258H166ZM209 259V258H208ZM214 259V258H213ZM213 259H211V261H213ZM217 259V258H216ZM90 260V259H89ZM172 260V259H171ZM241 260V259H240ZM240 260H238V261H240ZM85 261V262H84ZM170 261V260H169ZM205 261H207V260H205ZM214 261H215V259H214ZM183 262H184V260H183ZM185 264H186V262H185Z\"/></svg>",
	"mask_w": 264,
	"mask_h": 264
}]
</instances>
